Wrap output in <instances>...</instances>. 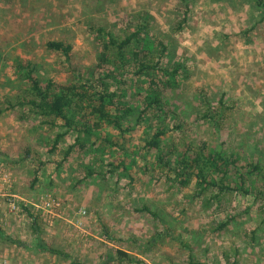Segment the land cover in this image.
Wrapping results in <instances>:
<instances>
[{"label": "rangeland", "instance_id": "obj_1", "mask_svg": "<svg viewBox=\"0 0 264 264\" xmlns=\"http://www.w3.org/2000/svg\"><path fill=\"white\" fill-rule=\"evenodd\" d=\"M91 14L95 26L120 35L141 15L151 24L144 43L159 55L163 42L165 62L187 64L177 86L163 91L165 149L206 141L240 163H262L247 188L264 190V8L257 0H0V264H264V198L235 191L214 199L200 194L196 180L181 186L142 150L158 120L133 127L124 145L94 138L59 166L75 135L51 152L52 134L40 119L8 109L16 98L5 82L17 78L18 59L56 82L96 80ZM50 40L71 44V58L47 48ZM124 79L136 95L150 84L149 77ZM221 99V119H206L208 105ZM124 157L127 166L113 171L111 162ZM26 208L38 217L39 234ZM40 238L61 254L43 249ZM118 249L133 259L122 260Z\"/></svg>", "mask_w": 264, "mask_h": 264}, {"label": "trees", "instance_id": "obj_2", "mask_svg": "<svg viewBox=\"0 0 264 264\" xmlns=\"http://www.w3.org/2000/svg\"><path fill=\"white\" fill-rule=\"evenodd\" d=\"M257 2L264 8V0ZM94 17L95 14H91L88 18L90 29L97 35L99 49L97 66L91 72L97 84L92 78H78L66 83L56 82L52 78L42 77L37 64L30 60L24 63L21 59L15 64L17 78L8 76L5 82L16 98L15 101L9 100L8 109H17V113H21V120L32 116L40 119V123L52 134L49 151L60 150V144L67 136L75 135V141L66 149H62L63 160L59 166L67 161L74 151L92 148L95 145L94 138H102L114 146L124 145L123 138L127 132L143 122L156 119V125L150 124L148 127V136L142 150L147 154H155L157 162L181 186H187L196 180L200 194L211 191L214 199L235 191L254 194L256 198L263 199V189L256 193L251 190L253 188H247L252 175L257 174V177L263 172L262 163H240L239 156L211 149L206 141L201 144L189 143L183 152H180L176 145L165 149L163 137L170 128L166 122L169 112L163 91L177 86L179 77L186 73L187 64L183 61L165 62L163 59L169 47L163 42L159 55L148 46V41L144 43L151 24L143 22L141 15L136 17V22L133 20V28L126 30L124 35L106 27L95 26ZM182 28V24L178 26V30ZM47 48L63 54L67 59L71 58L73 49L72 45L64 40H50L47 42ZM128 74L136 79L149 77V86L144 92L136 95V90L132 92L129 81L124 79ZM136 96L140 98H135ZM219 105H208L204 117L217 123L222 116L220 109H227V103L223 99ZM2 112L3 109L0 108V114ZM109 128L119 131L118 135L112 137ZM111 165L113 171L120 165L126 167V158L124 157L120 164L111 162ZM93 174V170L89 169L87 175ZM214 189L217 192H213ZM26 209L33 220L34 231L39 234L38 217L29 208ZM143 209L158 215L147 206L140 210ZM227 224L228 222L220 228ZM39 244L51 253L61 254L60 250L46 244L42 238ZM117 255L122 260L133 259L132 254L121 249L117 250ZM190 264L197 262L191 261Z\"/></svg>", "mask_w": 264, "mask_h": 264}]
</instances>
